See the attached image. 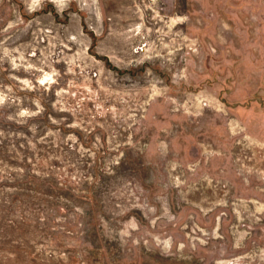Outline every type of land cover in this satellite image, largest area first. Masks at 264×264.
I'll use <instances>...</instances> for the list:
<instances>
[{"label": "rangeland", "instance_id": "obj_1", "mask_svg": "<svg viewBox=\"0 0 264 264\" xmlns=\"http://www.w3.org/2000/svg\"><path fill=\"white\" fill-rule=\"evenodd\" d=\"M0 264H264V0H0Z\"/></svg>", "mask_w": 264, "mask_h": 264}]
</instances>
